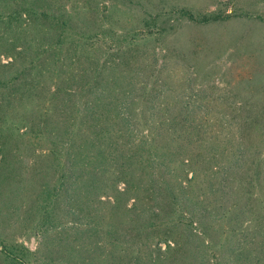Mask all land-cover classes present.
Segmentation results:
<instances>
[{
	"label": "trees",
	"instance_id": "trees-1",
	"mask_svg": "<svg viewBox=\"0 0 264 264\" xmlns=\"http://www.w3.org/2000/svg\"><path fill=\"white\" fill-rule=\"evenodd\" d=\"M67 5L0 0V57L10 59L0 60V154L23 139L25 169L44 159L39 171L50 174L23 223L39 238L36 251L1 243L2 262L158 264L178 255L184 264H221L224 251L227 264H264V141H252L254 112L196 110L190 95L166 106L168 85L113 62L138 52L144 34L91 28ZM175 11L196 24L231 17ZM14 104L24 113L7 126ZM22 179L20 208L32 181ZM120 211L128 220L119 224ZM63 232L73 241L62 237L52 252ZM194 237L196 247L187 241Z\"/></svg>",
	"mask_w": 264,
	"mask_h": 264
},
{
	"label": "rangeland",
	"instance_id": "rangeland-1",
	"mask_svg": "<svg viewBox=\"0 0 264 264\" xmlns=\"http://www.w3.org/2000/svg\"><path fill=\"white\" fill-rule=\"evenodd\" d=\"M49 1L54 5L57 0ZM62 1L68 4L66 7L74 14L89 21L91 28H112L114 31L130 34L138 31L139 34H144L138 52L112 61H118L124 70L131 68L140 80L153 76L148 80L150 85H157V80L159 84L164 82L168 85L171 91L161 98V102L164 99L172 101L166 106L181 107L184 105V95H190L189 104L196 110L254 112L259 125L255 127L252 141H264V133L260 129L264 128V0ZM55 7H52L53 11ZM180 8L189 10L195 16L224 13L231 17L207 24H196L181 18L175 11ZM154 18L157 19V25L152 22ZM105 19L106 23L103 22ZM51 26L54 30V24ZM108 39L101 41V45L111 46L112 41ZM0 60L2 64L10 59L1 56ZM108 76L107 71L102 78ZM174 100L181 101V104L173 102ZM18 105H12V112L4 118L7 126H11L24 113L23 106ZM158 105L164 107L162 103ZM5 109L6 106L0 105V120L2 110ZM23 143V139L13 137L10 147L13 150H9L4 159L0 154V244H23L28 250L35 252L39 238L33 236L23 223L28 217L27 208L32 204V197L39 189V181H49L50 174L45 170L39 171L44 159L34 160L29 168L32 171L25 169L29 162ZM29 178L32 179L31 189L26 187L27 192L22 197L25 199L24 206L20 208L17 183L21 179ZM120 198L126 205L125 197ZM130 204L131 202L128 206ZM127 220L122 211L112 219L119 224ZM74 234L63 232L59 239L53 241L51 250L55 248L54 252L56 251L62 237L67 242H72ZM52 235L57 236L55 232ZM174 238L182 243L185 241L177 235ZM175 239L169 242L172 247ZM187 239L188 242L192 240L193 247L199 245L196 243L198 238ZM158 246H161L162 251L166 247L163 242H159ZM218 252L219 256H224L220 258L221 264L223 260L227 264L225 252ZM1 258L0 251V264H4ZM53 259L57 260L56 254ZM175 259L176 261L173 258L159 261L158 264H184L178 255Z\"/></svg>",
	"mask_w": 264,
	"mask_h": 264
}]
</instances>
